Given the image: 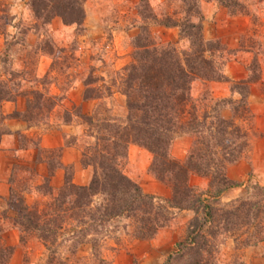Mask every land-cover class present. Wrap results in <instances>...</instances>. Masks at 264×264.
<instances>
[{"label": "trees", "instance_id": "16d2710c", "mask_svg": "<svg viewBox=\"0 0 264 264\" xmlns=\"http://www.w3.org/2000/svg\"><path fill=\"white\" fill-rule=\"evenodd\" d=\"M84 1L28 0V8L43 26L59 18L64 25L83 29ZM181 1L186 7L182 10L185 15L182 21L168 16L158 21L148 10L153 16L150 26L177 28L179 38L189 41L190 50L181 52L170 44L157 47L152 42L149 25L142 27L134 39L133 63L118 74L119 93L125 97V118L112 116L106 109H94L89 115L78 116L88 128L87 136L93 140L81 152L80 158L83 168H91L88 184H74L70 175L72 169L63 168V185L53 193L45 179L40 192L46 200L30 207L11 189L9 206L18 214L14 224L20 234V243L24 242L25 234L40 240L50 253H55L59 232L69 224L73 230L69 238L73 247L88 244L96 264H110L99 258V249L102 238L109 237L112 230H119L113 222L129 221L123 224V229L130 228L126 232L130 233V238L147 241L167 225L169 209L191 212L193 217L187 224L184 238L176 242L175 252L162 264L173 261L218 264L214 256L218 237L228 235L236 240L235 233L241 229L242 234H247L240 242L242 247L256 246L264 241V194L261 188L253 187L255 192L250 196L227 204H222L219 199L237 185L228 179L226 170L239 161L249 147V135L234 118L240 117L241 112L244 119L250 116L248 84L257 81L259 72L256 77L249 74L246 80L230 81L223 73V61L217 62L212 57L213 42L202 38L199 11L198 22L190 18L199 0ZM219 3L227 8L238 6L237 0H219ZM229 12L234 14L235 10ZM197 80L229 83L232 85L231 96L224 99L210 97L207 101L205 97L193 98L191 88ZM93 82L89 78L84 85ZM93 93V89H86L83 100L100 98ZM234 94L240 97L237 102L230 100ZM17 95L7 91L0 82V108L2 102L12 101ZM33 95L34 101L26 99V111L22 116L27 121H32V116L40 110L50 111L54 106L51 100L59 99L54 96L47 98V103H41L40 92L33 91ZM204 101L203 108L201 102ZM228 106L233 113L231 119L222 116ZM17 116V113L11 115ZM4 119L0 111V121ZM1 122L0 136L7 132ZM186 134L194 138L187 156L183 161L172 159L169 151L173 140ZM130 145L152 155L148 171L170 191L164 204L157 203L153 195L145 193L123 173ZM191 177L205 179V190L191 185ZM12 252L11 248H1L0 260L4 254L8 260ZM7 260H4L5 264Z\"/></svg>", "mask_w": 264, "mask_h": 264}, {"label": "rangeland", "instance_id": "374dc122", "mask_svg": "<svg viewBox=\"0 0 264 264\" xmlns=\"http://www.w3.org/2000/svg\"><path fill=\"white\" fill-rule=\"evenodd\" d=\"M205 1H216L221 4L218 0H199L195 3L196 7L193 9L190 18L194 22H198L199 11L202 17V38L205 41L213 42V49L211 50L213 59L220 63L223 61L221 66L223 73L232 57L244 59L247 62L246 69L250 76L256 77L257 72H260L264 66V0H243L242 3L237 1L238 6L227 8L228 16H247L250 24L248 30L240 33V39L236 42L238 43L237 49L231 45L229 36L222 39H206L204 37L205 16L201 5ZM185 8L184 2L181 0H85L83 3L85 14L83 23L87 17V32L83 23V29L74 25H65L72 28L62 29L64 24L59 18H54L49 25L43 26L41 21L36 20L30 12L28 0H0V82H3L5 89L12 94L23 95L32 101H34L33 91H39L43 97L41 103H47V98L54 97L50 94V88L51 85H56L60 90V94L56 96L59 99L51 100L54 103L53 108L50 111L47 110L48 112L40 110V113L32 116V121L39 124V122L46 123V118H59L64 123L79 125L78 135L75 138L67 139V143H74L81 153L93 142L92 138L87 136L88 128L78 117L80 114H85L83 111L88 108L80 104L69 105L65 100L67 92L71 88L76 89L82 86L83 99L85 90L93 89L95 95H99L100 98L83 100L91 102L92 111L94 109L99 111L106 109L112 116L124 119L126 116L125 97L119 93L118 74L123 68L133 63V56L136 51L134 39L139 34L140 29L149 25L152 42L157 47L170 44L181 52L190 50L189 41L179 38L177 28L150 26L153 22L151 20L153 16L148 10L152 11L158 21L167 16L172 20L182 21L185 16L182 10ZM231 10H235V13L230 14L229 11ZM207 21L211 23L210 20ZM247 50L253 54L251 58L247 57L245 53H241ZM41 68H45L46 72L39 77V69ZM89 78L94 82L85 87L84 83ZM214 83H219V85ZM223 85L229 89L232 86L224 82L197 80L192 84L191 95L197 99L205 97L207 101L210 97L216 98L215 94L221 91ZM230 100L237 102L240 97L234 94ZM206 101L201 102L202 107ZM227 109L230 110V106L224 110ZM17 117L22 116L18 114ZM243 119V112L240 113V117L238 115L234 118L235 122L251 137L252 132L249 126L252 116ZM2 125L3 121L1 127ZM45 125L49 126V124ZM46 126H42V128ZM193 139L188 134L177 136L170 146L171 158L183 161ZM250 142L251 140L243 157L247 156ZM131 146L135 148L133 151L129 150ZM57 155V151L51 152L54 160H56ZM151 160L152 155L150 153L130 145L127 161L123 167V173L139 184L147 194H150L148 189H153L152 186L163 185L148 171ZM145 165L147 166L145 167ZM85 169L88 170L89 182L91 168ZM70 175L72 179L73 171L70 172ZM189 183L200 190H205L207 181L202 178L191 177ZM256 186L261 188L264 194V184H246L239 198L250 196L255 192L253 187ZM222 195L219 198L222 204L237 199L223 201L221 200L223 199ZM153 196L159 204H164L165 200L169 198L161 197L159 190L155 191V189ZM167 214V225L160 229L153 238L156 239L157 236L162 235L156 254H151V247L146 244L153 239L147 241L131 239L130 233H126L130 231V228H127V231L123 229V224L129 221L120 220L113 222V226L118 225L119 230H112L111 237L102 238L103 244L99 249V258L105 259L110 264H162L166 257L175 252L176 242L184 238L187 224L193 217L191 212H179L173 209H169ZM262 225L264 226V219ZM242 230L235 233L236 240H233L232 237L228 238V235L218 237V248L214 255L216 263L236 264V262H241L247 264L248 255L245 256L247 252L250 254L249 256L257 253L264 259V241L256 246L242 247L240 242L247 237V234L241 233ZM72 232L69 224L61 229L56 241L55 253H50L46 249L47 245L40 240L24 234V242L20 244L23 252L22 261L29 262L34 254L40 252L42 264H96V258L92 256L88 244L79 245L77 248L73 247L69 240ZM257 247L259 248L257 249ZM247 249L249 250L246 251ZM27 252H30V255ZM147 253L151 255L146 257ZM4 256L0 260V264H5L4 260H7V257L4 258ZM171 264L181 263L173 261Z\"/></svg>", "mask_w": 264, "mask_h": 264}, {"label": "crops", "instance_id": "0c3cea01", "mask_svg": "<svg viewBox=\"0 0 264 264\" xmlns=\"http://www.w3.org/2000/svg\"><path fill=\"white\" fill-rule=\"evenodd\" d=\"M237 1L242 3L243 0ZM201 7L205 16L204 37L206 39H222L229 36L231 45L237 49L238 43L236 42L240 39V33L250 27L247 16L235 17L231 15L230 17L227 15V7L216 1H205ZM85 18L87 19V17ZM86 19L83 27L88 32ZM207 20H210L211 23H208ZM63 27L62 29L65 30L72 28L65 25ZM241 53H245L250 58L253 56L248 50ZM246 68L247 62L244 59L232 57L225 67L224 75L232 82L246 80L249 76V71ZM45 72V68L39 69V77L43 76ZM258 74L257 81L248 84L247 107L250 116H252L249 126L252 132L250 149L247 156L227 168L228 179L237 185L223 193V199H221L223 201L239 198L246 184H264V66ZM214 84L219 85V83ZM50 89L52 96L60 94L56 85H51ZM230 96L229 88L224 85L221 91L215 94L218 99ZM65 100L69 105L86 106L88 109L83 111L86 115L92 111L91 102H85L82 99V86L76 89L71 88L67 92ZM0 111L5 118L2 127L7 131L0 136V249L2 247L13 249L7 264H42L40 252L34 254L29 262L22 261L20 234L14 224L18 214L9 206L10 192L12 189L21 195L24 203L29 207L41 203L46 200V197L40 192L45 179H48V184L52 192L55 193L64 183L63 168L66 167L73 171L72 182L74 184L85 185L88 182V170L80 165V150L74 143H67V139L75 138L78 135L79 125L64 123L59 118H46V123L39 122L40 127L35 121H27L22 117H11L13 113L24 115L26 98L23 95L16 96L15 100L2 102ZM222 116L227 119L233 116V113L229 109L223 110ZM45 124H49V126L47 127ZM42 126L46 127L42 128ZM133 149L135 148L132 146L129 148L131 151ZM53 151L58 153L56 160L51 156ZM58 165L60 166L58 167ZM152 187L153 189H148V193L154 195L155 189V191L159 190L161 197H169L167 187L161 184ZM161 238L162 235L146 243L151 247V254H156L158 251L157 247L161 243ZM27 254L30 255V252ZM149 254L147 253L146 257H149ZM246 255H248L247 264H264V259L259 254L254 253L253 256H249L250 254L247 252Z\"/></svg>", "mask_w": 264, "mask_h": 264}]
</instances>
